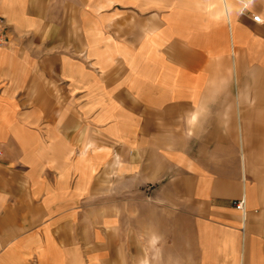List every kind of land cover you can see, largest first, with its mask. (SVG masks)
<instances>
[{"label":"crops","instance_id":"0c3cea01","mask_svg":"<svg viewBox=\"0 0 264 264\" xmlns=\"http://www.w3.org/2000/svg\"><path fill=\"white\" fill-rule=\"evenodd\" d=\"M253 16L264 0H0V264H110L75 226L90 174L158 185L179 264H264Z\"/></svg>","mask_w":264,"mask_h":264},{"label":"rangeland","instance_id":"374dc122","mask_svg":"<svg viewBox=\"0 0 264 264\" xmlns=\"http://www.w3.org/2000/svg\"><path fill=\"white\" fill-rule=\"evenodd\" d=\"M88 177L89 188L94 186L88 191V200L83 206L82 224L75 226L81 227L82 233L87 235L90 253H93L95 243H102L117 255L108 258L110 264H141L144 260L150 264L158 258L157 252L164 249L166 255L160 254V257L165 256L170 264H179L177 255H173L172 244V239L180 235L177 225H173L177 209L160 206L163 196L156 195L158 185L136 188L131 175L118 174L111 179V186L104 185L106 190L98 192L94 188L97 175ZM105 179L109 182V176ZM160 233L162 238L158 237ZM184 253H187L188 263L194 260L192 248Z\"/></svg>","mask_w":264,"mask_h":264},{"label":"built area","instance_id":"2783aa9c","mask_svg":"<svg viewBox=\"0 0 264 264\" xmlns=\"http://www.w3.org/2000/svg\"><path fill=\"white\" fill-rule=\"evenodd\" d=\"M252 20L255 23L264 25V21H262V19L258 16H253ZM7 44H8V41H7V25H6V22L4 21V19L0 18V49L5 47ZM232 206L241 213L243 220H245V213L246 212H245V199H244V197H241L237 200H234L232 202Z\"/></svg>","mask_w":264,"mask_h":264}]
</instances>
